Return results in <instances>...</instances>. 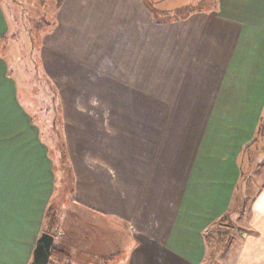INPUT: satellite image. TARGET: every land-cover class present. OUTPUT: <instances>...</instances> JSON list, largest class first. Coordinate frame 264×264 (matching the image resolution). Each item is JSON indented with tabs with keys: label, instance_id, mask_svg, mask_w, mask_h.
<instances>
[{
	"label": "crops",
	"instance_id": "crops-1",
	"mask_svg": "<svg viewBox=\"0 0 264 264\" xmlns=\"http://www.w3.org/2000/svg\"><path fill=\"white\" fill-rule=\"evenodd\" d=\"M150 1L62 0L39 44L73 179L49 264H206V235L260 174L264 0L165 20ZM10 34L0 8V264H30L62 182L17 100ZM245 211L234 264H264V181Z\"/></svg>",
	"mask_w": 264,
	"mask_h": 264
},
{
	"label": "rangeland",
	"instance_id": "rangeland-1",
	"mask_svg": "<svg viewBox=\"0 0 264 264\" xmlns=\"http://www.w3.org/2000/svg\"><path fill=\"white\" fill-rule=\"evenodd\" d=\"M61 2L62 0H0V8L11 31L7 42L4 43L3 55L9 53V76L16 83L17 100L29 112L33 124L41 128L42 139L50 146L56 161L58 182H62L59 196L53 203L58 213L65 202L71 200L72 183L68 179L69 173L64 160L66 157L57 92L39 63V44L42 37L51 31ZM150 2L155 8L161 4L162 8L172 10L161 13L159 18L165 20L168 17H181L192 10V7H186L188 5L202 8L206 0H151ZM257 158L256 155L253 161L254 171L257 168ZM258 159L260 174L252 172L249 179L242 182L229 220L213 228L214 237L219 244L218 246L211 244L209 247L211 255L206 264H234L239 252L241 232L246 231L244 210L249 208L251 200L264 181V119L260 130ZM56 231L58 234V229ZM215 245L217 251L214 250Z\"/></svg>",
	"mask_w": 264,
	"mask_h": 264
},
{
	"label": "trees",
	"instance_id": "trees-1",
	"mask_svg": "<svg viewBox=\"0 0 264 264\" xmlns=\"http://www.w3.org/2000/svg\"><path fill=\"white\" fill-rule=\"evenodd\" d=\"M64 160H66V159L64 158ZM65 164H66L67 169H68L67 172L69 173L68 179H69L70 183H72L73 179L71 177V171H70V167H69L67 160L65 161ZM231 214L232 213L226 214L219 223L222 224V222H225V221L227 222L229 220V217L231 216ZM58 224H59V213L57 210H55V208L52 204L48 207V209L46 210L45 216H44L43 233H48V234L56 236L57 235L56 230L58 229ZM214 236L215 235L213 233V229L210 230L208 232V234L206 235V241H207V244L209 247L211 246V244H216L217 246L219 244V241L217 244V239ZM213 240H214V242H213ZM217 246L214 248L215 251H217ZM65 256L66 255H65L63 249H61L59 246H57L55 244L53 249H52L50 262L51 261H58V262L60 261L61 262V261H63Z\"/></svg>",
	"mask_w": 264,
	"mask_h": 264
},
{
	"label": "water",
	"instance_id": "water-1",
	"mask_svg": "<svg viewBox=\"0 0 264 264\" xmlns=\"http://www.w3.org/2000/svg\"><path fill=\"white\" fill-rule=\"evenodd\" d=\"M54 244V235L42 233L36 242L33 259L30 264H49Z\"/></svg>",
	"mask_w": 264,
	"mask_h": 264
},
{
	"label": "built area",
	"instance_id": "built-area-1",
	"mask_svg": "<svg viewBox=\"0 0 264 264\" xmlns=\"http://www.w3.org/2000/svg\"><path fill=\"white\" fill-rule=\"evenodd\" d=\"M58 236H59V237H61V236H62V234L58 233V234H57V236H56V238H59Z\"/></svg>",
	"mask_w": 264,
	"mask_h": 264
},
{
	"label": "bare ground",
	"instance_id": "bare-ground-1",
	"mask_svg": "<svg viewBox=\"0 0 264 264\" xmlns=\"http://www.w3.org/2000/svg\"><path fill=\"white\" fill-rule=\"evenodd\" d=\"M55 237V240H56V236H54Z\"/></svg>",
	"mask_w": 264,
	"mask_h": 264
}]
</instances>
